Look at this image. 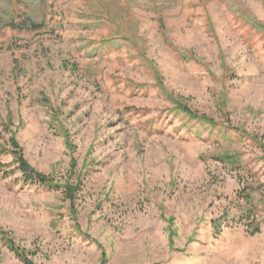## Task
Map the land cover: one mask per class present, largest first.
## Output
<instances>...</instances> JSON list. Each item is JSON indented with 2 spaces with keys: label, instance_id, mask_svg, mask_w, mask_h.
Segmentation results:
<instances>
[{
  "label": "rangeland",
  "instance_id": "374dc122",
  "mask_svg": "<svg viewBox=\"0 0 264 264\" xmlns=\"http://www.w3.org/2000/svg\"><path fill=\"white\" fill-rule=\"evenodd\" d=\"M12 135L35 169L82 182L80 235L62 189L0 158V228L34 264H264V0H0ZM0 264H23L1 240Z\"/></svg>",
  "mask_w": 264,
  "mask_h": 264
},
{
  "label": "trees",
  "instance_id": "16d2710c",
  "mask_svg": "<svg viewBox=\"0 0 264 264\" xmlns=\"http://www.w3.org/2000/svg\"><path fill=\"white\" fill-rule=\"evenodd\" d=\"M11 27L14 29H23V26L20 25H13L10 24ZM35 28H40L41 26H32ZM172 102L175 104V107L178 112L184 113L185 116H187L190 120L196 121L197 123H200L202 125H209L212 128H217L219 124L215 121V119L208 117L206 115H201L199 113L193 112L188 106L183 105L181 102H176L172 100ZM233 128V127H232ZM5 129H8V126H5ZM236 131H239V128H235ZM64 135L67 136L66 131L64 130L63 132ZM66 140V146L67 148L71 149L72 144L70 141L69 137H65ZM9 146L11 147L10 149L7 148L4 144L1 143L0 141V158L1 157H10L12 160V164L16 166V171L19 172L20 178L24 181L25 184L27 185H40V186H46L49 189H62V196L63 200L67 203L70 204V208L73 210L74 216H73V223L75 227V232H78L80 234V229L78 226H76V211L74 210V206L77 202V198L79 193L81 192V187H82V182H79L77 185H72L69 181V179H66L65 181L58 182L54 177L52 176H47L37 169H35L29 161L26 159L23 148L20 146L14 135H12L9 139ZM261 148L264 152V144H261ZM227 160L228 159H234V156H226ZM226 159V158H225ZM76 170V162L75 160L71 161V167H70V172L71 174H74ZM71 177V176H70ZM250 196V195H249ZM248 196L247 200V205H249V210H248V220H250V224L248 227V231L252 235H256L260 233V224H258L254 219L253 214V206H252V201L250 200ZM243 200L245 202V194H243ZM242 218L245 219V212H241ZM217 221L213 222V225L215 226V234L220 235L221 231L219 228L216 226ZM218 225V224H217ZM81 235V234H80ZM0 240L1 242L5 243V246L8 248L9 251L15 254V256L23 263V264H34L33 261L29 258V256H33V253H29V255L26 254L25 250L18 246L14 239L6 232H4L0 228ZM106 261V256H103V263Z\"/></svg>",
  "mask_w": 264,
  "mask_h": 264
}]
</instances>
